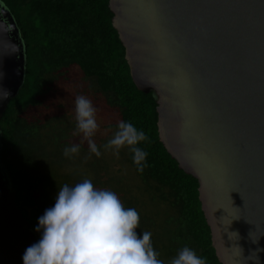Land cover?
<instances>
[{
	"label": "water",
	"instance_id": "1",
	"mask_svg": "<svg viewBox=\"0 0 264 264\" xmlns=\"http://www.w3.org/2000/svg\"><path fill=\"white\" fill-rule=\"evenodd\" d=\"M109 8L134 84L156 99L160 142L199 182L219 262L264 264V0H110ZM25 65L18 27L0 4V88L11 93L0 122ZM40 239L0 165V264H24Z\"/></svg>",
	"mask_w": 264,
	"mask_h": 264
},
{
	"label": "trees",
	"instance_id": "2",
	"mask_svg": "<svg viewBox=\"0 0 264 264\" xmlns=\"http://www.w3.org/2000/svg\"><path fill=\"white\" fill-rule=\"evenodd\" d=\"M109 2L0 0L18 27L26 60L24 84L0 122V165L16 194L17 208L42 238V231H36L39 217L54 206L59 188L71 181L61 171L74 163L75 155L65 157L64 149L79 145L78 154L90 151L88 140L77 130L75 100L95 99L113 119L106 129L117 131L121 121L131 122L149 137L150 142L137 145L148 154L142 172L125 147V161L153 209L124 196V206L140 216L138 235L152 234L164 264L184 246L206 258L207 264H221L199 200V182L179 169L160 142L156 99L133 82Z\"/></svg>",
	"mask_w": 264,
	"mask_h": 264
},
{
	"label": "clouds",
	"instance_id": "3",
	"mask_svg": "<svg viewBox=\"0 0 264 264\" xmlns=\"http://www.w3.org/2000/svg\"><path fill=\"white\" fill-rule=\"evenodd\" d=\"M10 95V91L0 88V102ZM75 112L77 130L88 140L90 151L99 157L101 152L91 139L99 129L97 109L91 100L78 96ZM145 141L149 137L143 130L121 121L104 148L114 149L118 157L127 146L142 172L148 154L137 145ZM79 151V145H72L64 149V155L71 157ZM139 224L138 212L126 208L114 191L97 189L90 179L71 187L65 184L59 188L54 206L39 217L36 231H42V238L26 249L23 261L24 264H164L153 247L152 234L144 231L142 236L138 235ZM169 264L207 262L184 246Z\"/></svg>",
	"mask_w": 264,
	"mask_h": 264
},
{
	"label": "rangeland",
	"instance_id": "4",
	"mask_svg": "<svg viewBox=\"0 0 264 264\" xmlns=\"http://www.w3.org/2000/svg\"><path fill=\"white\" fill-rule=\"evenodd\" d=\"M67 102L73 104L71 99H68ZM91 102L97 109L96 115L99 124V132L95 133L93 141L98 146L101 155L97 157L91 151L75 154L74 163L66 164L61 174L71 176L70 187L83 182L85 179H90L97 189L114 191L122 203L125 195H131L139 200L141 206L146 203V209L153 210L152 205L148 203L147 198L142 194L141 181L125 161V147L120 150L118 157L114 149L104 148V145L116 132L115 130L106 129V126L110 125L113 119L105 106L97 103L95 99L91 100ZM53 172H58L57 167L53 168ZM57 181L60 182L61 180H56L55 183ZM160 210L163 212L164 208Z\"/></svg>",
	"mask_w": 264,
	"mask_h": 264
}]
</instances>
